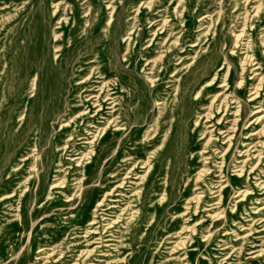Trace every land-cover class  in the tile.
Here are the masks:
<instances>
[{"label":"rangeland","instance_id":"obj_1","mask_svg":"<svg viewBox=\"0 0 264 264\" xmlns=\"http://www.w3.org/2000/svg\"><path fill=\"white\" fill-rule=\"evenodd\" d=\"M263 219L264 0H0V264H264Z\"/></svg>","mask_w":264,"mask_h":264},{"label":"bare ground","instance_id":"obj_2","mask_svg":"<svg viewBox=\"0 0 264 264\" xmlns=\"http://www.w3.org/2000/svg\"><path fill=\"white\" fill-rule=\"evenodd\" d=\"M37 51L38 52H40L39 51V49L37 48ZM94 61H92V62H90V63H93ZM48 73L47 74H49V76H48V94H49V96H51L52 97V94H53V92L55 91V89L58 87V85L61 83V78H60V76H59V74L57 73V71H55L54 69H48V71H47ZM91 76V75H90ZM90 76L88 77V78H86V82H87V79H89L90 78ZM95 79H100L99 77H94ZM96 83H99L98 81L96 82ZM96 89H93V87H90V89L88 90V91H90V92H92L93 90H96V92H98V94L97 95H89V96H84L83 97V101L87 104V107H86V109L85 110H83L81 113H79L77 116H76V118L78 117V116H84V115H86V116H88L89 118H91L92 120H95V119H98L97 121H96V124H102V123H105V124H107V126H106V128L105 129H102L101 131H105L108 127H110V122H108V117H110L111 116V113H113L114 112V110H112L113 109V107H111L110 105H112L114 102V100L111 98V95H113V93H111L110 95H107L108 97H106V100L105 101H102L101 100V94L102 93H104L105 91H104V87H100V88H98L97 86L95 87ZM258 88V87H257ZM256 89V88H255ZM107 91H110V90H107ZM111 92H114V91H111ZM258 92H253V98H251V100H253V99H255L257 96H258ZM110 96V97H109ZM251 96V97H252ZM88 97V98H87ZM87 98V99H86ZM92 109H94V110H92ZM111 109V110H110ZM106 110V111H105ZM104 111H105V113H104ZM107 112V113H106ZM224 112V111H223ZM237 112H238V110H237ZM237 112H236V114H235V116H237L238 114H237ZM260 112V110L259 109H256L254 112H253V114L252 115H256L257 113H259ZM90 115V116H89ZM108 116V117H103V116ZM102 116V117H101ZM99 120H102V121H99ZM261 120V117H257L256 118V121H260ZM255 121V122H256ZM88 123V122H87ZM220 122H218L217 124H219ZM67 125H69V123H67L65 126H67ZM85 128L86 129H89L88 131H86V134H85V136H87L86 138H81V139H79V140H84L85 142H83V144H94V141H96L97 140V138H98V134H99V132L97 133V134H94L93 133V127L91 126H89L88 124H86V126H85ZM95 129H98V127H95ZM114 131H119V129H115ZM90 132V133H89ZM221 133V132H220ZM223 133V132H222ZM230 141H231V136H229L228 137V139H227V143H230ZM237 144V143H236ZM259 144V143H258ZM235 146V145H234ZM236 148V147H235ZM234 149V148H233ZM202 152V151H201ZM80 155V154H79ZM86 155H84L83 157H82V159L85 157ZM76 159H78L77 157H76ZM81 159V158H80ZM81 159V160H82ZM205 159H207V158H205ZM224 159V158H223ZM130 160V159H129ZM81 162V161H80ZM146 164V169H148L149 167L147 166V163H145ZM239 168V167H238ZM149 170V169H148ZM201 172H203V171H201ZM241 173H242V171H240V173H239V175L237 176L238 178L239 177H241ZM220 175H222V172L220 171ZM115 176V175H114ZM123 183H121L120 185H122ZM225 188V186H223V188L222 189H224ZM112 191H114V190H112ZM111 192V191H110ZM239 193H244L243 195H242V200H240V201H243L244 200V198L246 197V196H248V195H250L251 194V192H249V191H247V190H245V191H239ZM116 194V193H115ZM125 195H123L122 193H120V192H118L117 193V195H116V200H115V202H116V204H120V202H119V200L121 201V198H123ZM240 196V195H239ZM199 200V198L197 199V201ZM240 201H238V202H236V203H239ZM101 204H99L98 203V207L100 206ZM131 206H130V203H126V204H123V206L121 207V206H119V207H117V205L116 206H113V208L112 209H114V208H120V213H119V215L118 216H116L115 217V220H108L109 222H107L104 226H102L101 224H100V222H96V220H97V218L96 217H94V219H93V221H91V223H90V225H97L98 227L97 228H95V229H93L91 232H90V235H92V236H96L97 237V239L96 240H98V242L96 243L97 245H96V247H95V252L97 253V255L98 256H100V257H108L109 256V250H111V248H112V246H113V242L115 241V237H117L116 235H117V232L116 231H114V228H115V226L119 223V222H121L122 220V217L124 216V215H128L127 213L129 212V211H131V208H130ZM197 210V209H196ZM196 210H194V215L196 214L195 212H196ZM207 211H209V210H207ZM217 211V210H216ZM185 212H188V207H186L185 208ZM210 213H212V212H210ZM96 214V213H95ZM185 214L186 213H182L181 215H180V217L181 216H185ZM254 214H257V212H255ZM207 217H209L210 219H213L214 218V216L213 215H209V216H207ZM221 217V216H220ZM132 218H133V213H130L129 214V217H126L125 219H123V221H122V223L123 222H125L126 220H132ZM251 218V217H250ZM263 218V217H262ZM262 221H264V219L263 220H261L260 222H262ZM189 226V225H188ZM92 229V228H91ZM194 230L195 229H191V232L193 233L194 232ZM248 231H252V228L250 227V229L248 230ZM256 233H264V227L262 228V229H260V230H257L256 231ZM249 237H250V235H246V236H244V237H242V238H240V239H242V241L243 242H248V240H249ZM257 238H261V235H259ZM230 246H225L224 248H223V250H227L228 248H229ZM175 248V247H174ZM173 248V249H174ZM104 249H106V250H104ZM91 252H93V251H89L88 253H91ZM251 253H254V251H251L250 252V254ZM261 255H260V252L259 253H257V256L255 255L254 257H260ZM224 261V260H223ZM98 263H101V262H103L102 260H99V261H97ZM111 263H115V262H109V263H107V264H111Z\"/></svg>","mask_w":264,"mask_h":264}]
</instances>
